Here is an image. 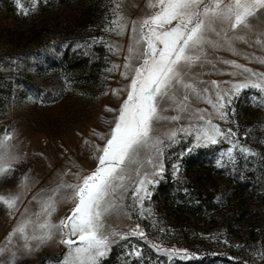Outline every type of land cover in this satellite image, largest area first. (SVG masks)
Masks as SVG:
<instances>
[{"label":"rangeland","instance_id":"obj_1","mask_svg":"<svg viewBox=\"0 0 264 264\" xmlns=\"http://www.w3.org/2000/svg\"><path fill=\"white\" fill-rule=\"evenodd\" d=\"M18 3L29 9L28 15ZM112 6V0H38L36 10L31 11V0H0V131L5 127L15 129L18 151L24 154L10 175L0 176V192H16L24 173L31 185L14 216L0 205V242L25 205L29 212L36 211L33 193L50 188L58 180L59 171H76L74 165L88 169L95 166L84 138L95 140L93 129L107 131L104 121L115 113L104 106L118 109L125 95L123 86L128 82L120 75L128 35L117 36L106 30ZM122 10L130 18L142 15L147 11L145 0H122ZM251 23L255 30L264 31V13ZM92 38L100 42L93 43ZM109 42L118 44L121 51H109L105 46ZM236 47L264 56V48L254 43L237 41ZM210 52V59H233L264 72V64L255 59L224 49ZM114 63L119 68L110 71ZM215 67L230 66L216 61ZM195 71L202 73L204 81L241 78L214 71L212 65ZM112 88H121V97L114 96ZM193 103L211 111L206 102ZM227 112V121L214 116V122L223 130L233 129L234 139L251 151L243 153L237 147L235 161L231 162L226 155L232 146L228 139L190 152L186 151L190 140L183 138L165 147V172L150 186L151 195L143 201V215L140 205L133 206L129 191L121 213L110 218L120 231L139 224L145 238H116L100 263L115 251V264H264V258L257 255L264 251V197L259 191H233L235 176L264 173V93L255 88L243 90L227 106ZM172 114V109L165 112ZM184 123L188 121L171 122L169 126ZM222 153L225 157L218 164ZM177 163L174 177L173 165ZM66 179L71 180V175ZM166 187L178 196L177 204L190 206L164 201L162 188ZM70 207L61 204L53 220L66 216ZM157 246L186 252L170 256L157 251ZM133 248L141 255H134ZM66 251L64 244L53 239L29 254H19L16 264H60ZM0 259L6 260L7 256Z\"/></svg>","mask_w":264,"mask_h":264},{"label":"snow or ice","instance_id":"obj_2","mask_svg":"<svg viewBox=\"0 0 264 264\" xmlns=\"http://www.w3.org/2000/svg\"><path fill=\"white\" fill-rule=\"evenodd\" d=\"M37 3L38 0H31V11L36 10ZM112 5L106 30L117 36L128 35L120 71L128 82L123 86L125 95L118 109L104 106L115 113L104 121L107 131L93 129L91 135L96 139L84 138L95 166L88 169L74 165L76 171L64 168L50 188L33 193L31 199L36 201L37 209L29 212L28 206H24L0 242V256H7L6 260L0 259V264H16L19 254H29L53 239L67 247L60 264H100L116 238H145L139 224L120 231L110 218L121 213L129 191L133 206L140 205L143 215V201L151 195L150 186L165 172V147L183 138L190 140L186 149L190 152L215 145L221 138L228 139L232 146L226 155L231 162L235 161L237 147L243 153L251 151L234 139L233 129L223 130L215 123L214 116L227 121V106L245 89L255 88L264 93V72L233 59L219 56L210 59V50L224 49L264 64V56L236 47L237 41H243L264 48V31L255 30L251 23L264 13V0H145L147 11L135 18L122 10V0H112ZM18 8H22L24 15L29 14V9L19 3ZM92 40L100 42L97 38ZM105 46L109 51H121L118 44L109 42ZM216 61L230 67L216 68ZM206 65L241 78L204 81L202 73L195 69ZM118 68L114 63L110 71ZM110 91L121 97V88ZM193 101L206 102L211 111L195 107ZM168 109L174 114L165 115ZM232 112L235 113L234 108ZM180 120L188 123L169 126ZM17 136L15 129L5 127L0 131V176L10 175L24 158L18 151ZM224 157L222 153L217 163ZM177 171L178 163L173 165L174 177ZM69 175L71 180L66 179ZM17 189L0 192V205L8 209L9 216L16 214L22 196L31 191L27 173L21 176ZM61 204L71 207L66 216L54 221L53 215ZM157 251L168 252L170 256L177 251L186 252L159 246ZM132 253L141 255L135 248ZM257 255L264 258V251Z\"/></svg>","mask_w":264,"mask_h":264},{"label":"trees","instance_id":"obj_3","mask_svg":"<svg viewBox=\"0 0 264 264\" xmlns=\"http://www.w3.org/2000/svg\"><path fill=\"white\" fill-rule=\"evenodd\" d=\"M264 172V171H262ZM260 173V172H259ZM256 174V175H254ZM263 174L257 175V172H253L251 177L241 178L239 176H235L233 180V191H236L240 194L246 193H253V192H260L261 196L264 197V177ZM165 189V190H164ZM162 198L164 201L170 203L171 205L177 204L178 196L176 194H172L169 187L162 188ZM180 206H190L189 204H184V202H180ZM218 257H213V259ZM100 264H115V251H113L110 256L104 259ZM232 264H238L237 261L233 262Z\"/></svg>","mask_w":264,"mask_h":264}]
</instances>
